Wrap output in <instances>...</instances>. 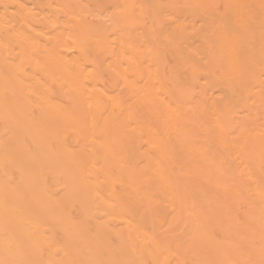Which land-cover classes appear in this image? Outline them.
Instances as JSON below:
<instances>
[{
	"label": "bare ground",
	"instance_id": "bare-ground-1",
	"mask_svg": "<svg viewBox=\"0 0 264 264\" xmlns=\"http://www.w3.org/2000/svg\"><path fill=\"white\" fill-rule=\"evenodd\" d=\"M0 264H264V0H0Z\"/></svg>",
	"mask_w": 264,
	"mask_h": 264
},
{
	"label": "rangeland",
	"instance_id": "rangeland-1",
	"mask_svg": "<svg viewBox=\"0 0 264 264\" xmlns=\"http://www.w3.org/2000/svg\"><path fill=\"white\" fill-rule=\"evenodd\" d=\"M93 22H94V23H97V19H93Z\"/></svg>",
	"mask_w": 264,
	"mask_h": 264
}]
</instances>
